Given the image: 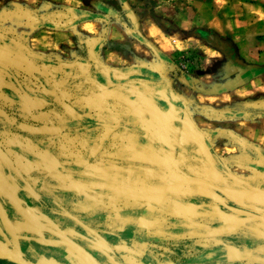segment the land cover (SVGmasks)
<instances>
[{"label":"crops","instance_id":"obj_1","mask_svg":"<svg viewBox=\"0 0 264 264\" xmlns=\"http://www.w3.org/2000/svg\"><path fill=\"white\" fill-rule=\"evenodd\" d=\"M190 3L178 11L188 37L179 52L217 36L258 63L259 38L247 34L264 22V0ZM142 29L140 48L164 34L155 22ZM25 42L0 25V218L12 239L15 223L19 236L61 230L96 264H264V214L250 208L264 211L260 170L238 173L232 146L218 151L195 115L217 96L240 98L245 84L199 92L165 71L164 49L120 62L93 45L48 52ZM31 236L20 252L41 263ZM48 243L44 264H71L63 242Z\"/></svg>","mask_w":264,"mask_h":264},{"label":"rangeland","instance_id":"obj_2","mask_svg":"<svg viewBox=\"0 0 264 264\" xmlns=\"http://www.w3.org/2000/svg\"><path fill=\"white\" fill-rule=\"evenodd\" d=\"M190 1L192 0H0V25L13 31L15 36L26 41L25 43H31L34 47L48 52L53 50L60 52L63 49L61 45L72 49L83 45L84 51L93 45L95 49L107 50L120 62H125L131 56L142 60L146 57L152 58V54L164 51L167 59L164 63L165 71L189 77L193 83L199 85L195 89L203 93L229 89L240 83L245 84L240 98L217 96L213 102L201 104L204 107H197L195 115L201 125L210 129L209 135L215 140L218 151H222V144L232 146L229 149V154L232 156L226 158L242 164L241 167L236 168L238 173L252 180V166H254L260 170L261 183H263L264 22L257 24L256 30L247 34L254 39L259 38L257 40L260 57L258 63L254 65L245 61L240 49L229 42L228 46L221 44L222 40L217 36L202 37L204 38L200 41L202 44L199 41V44H195L200 46L179 52L180 50L177 49L180 44L177 46V43L188 38L182 33L186 31V26L179 25L186 18L180 12L182 8H188L189 5L191 7ZM86 20L92 21L84 22ZM82 22H84L83 26ZM146 22L157 23L164 34L158 42L140 48L141 42H146L142 29V23ZM113 24L118 26L120 37L111 36L115 27ZM96 25L98 30L94 28ZM85 29L95 32L96 38L90 34L86 35ZM145 29L153 36L156 26L150 28L145 26ZM213 45L221 47L224 51L212 54ZM208 59L212 60L207 61ZM215 73L218 74V78ZM251 76H256L254 82L250 79ZM235 115H242L245 118L236 120L233 117ZM234 130L238 133L242 131L244 137ZM251 139H257L259 144H255ZM9 228L8 223L0 218L2 236L15 244V249L18 251L21 250L22 245L25 248L26 239H31L33 237L31 235L35 234L37 241L35 245L41 249L42 262L34 261L31 262L32 264H44L43 245L53 241L64 243L62 253L70 252L71 264L86 263V259L59 234V231L56 232L53 240L44 238V234L34 233L33 229L26 236H19L18 224L15 223V238L12 239L7 234ZM73 240L83 246L77 240ZM24 250L21 252L25 253ZM56 258L60 260L58 255Z\"/></svg>","mask_w":264,"mask_h":264},{"label":"water","instance_id":"obj_3","mask_svg":"<svg viewBox=\"0 0 264 264\" xmlns=\"http://www.w3.org/2000/svg\"><path fill=\"white\" fill-rule=\"evenodd\" d=\"M250 208H252L254 212L257 211L260 214L261 213L264 214L263 210H259L258 208H255V207H250ZM59 234L86 259L85 264H88V262L90 264H96L94 257L83 246H81L79 243H77L76 241L71 239L69 236H67L65 233H63V231L59 230ZM0 246H1L0 257L11 258L15 260L18 264H32L28 260L23 258L21 255H19L17 252L9 249L6 245L0 244Z\"/></svg>","mask_w":264,"mask_h":264},{"label":"flooded vegetation","instance_id":"obj_4","mask_svg":"<svg viewBox=\"0 0 264 264\" xmlns=\"http://www.w3.org/2000/svg\"><path fill=\"white\" fill-rule=\"evenodd\" d=\"M0 244L6 245L9 249L17 252L19 255H21L23 258H25L26 260H28L31 263L32 260L30 259L28 254H25L24 252L21 253L20 251L15 249V244H12L9 240H6V238H4V236H2L1 232H0ZM0 248H1V246H0ZM59 251L62 253L61 249ZM62 258L66 259L63 256H62ZM0 264H18V263L11 258L0 257Z\"/></svg>","mask_w":264,"mask_h":264}]
</instances>
